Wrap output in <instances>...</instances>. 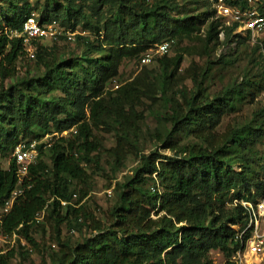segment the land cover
<instances>
[{
	"label": "trees",
	"instance_id": "1",
	"mask_svg": "<svg viewBox=\"0 0 264 264\" xmlns=\"http://www.w3.org/2000/svg\"><path fill=\"white\" fill-rule=\"evenodd\" d=\"M189 1L0 0V158H10L8 169L0 165V208L17 187L23 189L1 217L0 233L17 234L19 241L38 247L34 228L51 226L60 246L52 264H216L213 250L223 253L224 264H237L232 258L250 237L249 230L241 237L250 218L243 202L255 204L264 196V110L249 123L218 129L226 114L255 96L257 83L247 80L215 97L200 86L183 93L182 104L166 99L169 116L163 119L169 127L157 136L162 148L173 151L170 155L160 150L140 154L137 120L143 114L136 107L146 94L142 74L111 87L125 60L140 61L167 40L173 45L189 41L201 51L186 46L158 57L163 87L186 54L217 53L224 62L237 49L257 52L264 47L263 39L253 41L251 32L232 39L236 24L225 25L216 7L199 12L201 2L189 6ZM33 14L42 27L58 24L87 32L77 35L82 52L61 59L55 47L36 39L32 43L42 73L5 86L26 52L23 38L13 32H21ZM100 129L117 136L110 149L116 170L129 153L138 155L140 163L132 176L116 183L108 224L94 220L95 232L71 245L60 239L62 225L78 230L94 218L84 202L91 190L85 165L102 147L96 135ZM46 136L52 142H42ZM33 140L39 141V157L20 185L13 154L23 141ZM15 255V248L1 254L0 264H11Z\"/></svg>",
	"mask_w": 264,
	"mask_h": 264
},
{
	"label": "rangeland",
	"instance_id": "2",
	"mask_svg": "<svg viewBox=\"0 0 264 264\" xmlns=\"http://www.w3.org/2000/svg\"><path fill=\"white\" fill-rule=\"evenodd\" d=\"M179 1L182 3V0ZM199 1L201 2L198 6L199 12L209 8L212 10L217 6L214 0H208L205 4H202L203 0ZM190 2L192 4L194 0L188 2L189 6L191 5ZM192 6L195 8L194 5ZM216 16H220L218 10ZM47 30V34L37 38L36 41L38 44L49 48L55 47L56 54L61 59L73 57V55H78L82 52L81 40L77 38V35L86 36L88 35L87 32H84L82 29L72 32L65 30L58 24L48 27ZM257 38H262L264 41V32L257 35ZM190 45L191 42L189 41L182 43L175 42L170 53L175 54L178 49L186 46H189L195 52L201 51L200 47L195 50ZM247 45H250V43ZM25 47L26 52L19 58L17 63L15 78L7 79L4 82L5 86L16 81L31 78L37 73H42V69L39 68L35 59L36 45L32 43V46L25 45ZM237 50L239 52L227 56L224 62L218 61L219 55L217 53L212 56L207 54L200 55L198 53L186 54L179 71L173 78L168 79L164 87L161 84L164 76L156 60L145 66H142L139 60L127 59L123 62L120 68V75L112 83L111 87L113 89L117 88L118 84L132 81L142 74L144 82L142 88L146 92L143 95L142 104L136 107L137 111L143 114V117L137 120L140 154H149L153 150H160V152L169 155L173 153L171 149L162 148L163 143L159 140V136H157L159 131H163L169 127L168 120L163 119L164 116H169L168 109L165 107L166 99H176L182 104L184 101L183 93L189 95L200 86L206 89V93L209 96L215 97L222 90L232 88L236 84L245 85L247 80L256 82L259 88L255 92V96L249 95L237 111L226 114L218 130L219 132H223L229 126H240L257 118L256 114L264 110V47L257 52H253L246 47H243L242 50ZM227 51L230 53L229 49ZM221 52H225V50H218L219 54ZM195 78H198V83L195 81ZM96 135L101 140L102 147L93 153V156H95L94 160L85 165L91 176L89 182L91 190L89 196L84 200L85 204L93 212L94 218L85 220L84 225L78 230H74L66 224L62 225L60 239L71 245L82 242L95 232L94 220H100L101 223L108 224L105 217L116 202L117 196L114 191L116 183L122 182L129 176H132L135 168L140 163L138 155L129 153L124 160V165L116 170L115 159L110 151V149L115 148L117 145L115 132L100 129L96 130ZM52 138V136H48L42 142H52ZM131 139L133 140V138ZM190 140L194 139L186 140V142ZM22 143L25 144L27 141H23ZM0 165L3 169H8L10 158H0ZM253 205L255 206V204ZM2 212L3 208L1 207L0 214ZM33 235L38 242V247L28 245L25 241H19L18 236L8 238V241L11 242L10 244L2 243L7 252L13 248L16 250V255L11 264H52V256L60 249L52 227L48 226L46 231L38 227L34 228ZM2 244L0 247H2ZM211 257L216 264L225 263L223 253L218 250H213ZM243 264H264V251L256 255L246 252Z\"/></svg>",
	"mask_w": 264,
	"mask_h": 264
},
{
	"label": "built area",
	"instance_id": "3",
	"mask_svg": "<svg viewBox=\"0 0 264 264\" xmlns=\"http://www.w3.org/2000/svg\"><path fill=\"white\" fill-rule=\"evenodd\" d=\"M215 2L220 16L224 18L225 25L234 26L236 24L232 31V39L237 38L236 36L239 34L247 35L248 32H251L252 39L255 41L257 35L264 32V0H217ZM48 27L50 26L42 27L35 14H33L24 23L23 30L21 32H13V36L23 38L26 45L32 46L34 40L47 34ZM225 36V31L222 30L220 32V39L224 40ZM172 44L173 41L167 40L153 46L142 56L140 60L141 65H149L158 57L169 54L172 50ZM29 50L31 49L29 48ZM56 134L59 135L58 133ZM65 134H67V131L61 133V135ZM38 143L37 140H33L30 143H22L16 148L13 154L19 166L18 176L20 185L28 174L29 166L35 163L39 157ZM22 192L23 189L20 186L12 192L10 198L2 206L3 212L0 214V219L10 211L14 201ZM74 197L76 198V195ZM65 203L63 202V204ZM243 204L249 210L250 218L241 237L248 230L250 231V237L243 243L244 247L238 250L232 258L237 264L244 263L246 252L256 255L264 251V196L255 203V206L250 201H244ZM42 215H38V220L42 218ZM17 236V234L4 235L0 233V245L2 243L10 244L11 242L8 241V238ZM21 241L25 240L21 239ZM6 253L7 250L4 249L2 244V247H0V255Z\"/></svg>",
	"mask_w": 264,
	"mask_h": 264
}]
</instances>
